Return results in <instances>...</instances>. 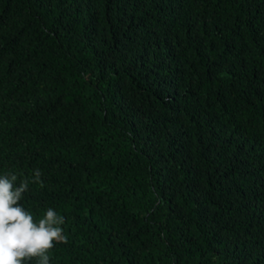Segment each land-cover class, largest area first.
<instances>
[{
	"label": "trees",
	"instance_id": "16d2710c",
	"mask_svg": "<svg viewBox=\"0 0 264 264\" xmlns=\"http://www.w3.org/2000/svg\"><path fill=\"white\" fill-rule=\"evenodd\" d=\"M11 175L50 264H264V0H0Z\"/></svg>",
	"mask_w": 264,
	"mask_h": 264
},
{
	"label": "clouds",
	"instance_id": "9594fccd",
	"mask_svg": "<svg viewBox=\"0 0 264 264\" xmlns=\"http://www.w3.org/2000/svg\"><path fill=\"white\" fill-rule=\"evenodd\" d=\"M41 171L34 170L33 181L40 183ZM15 175L0 177V264H22L26 257H41L39 264H50L47 251L53 241L67 243L64 218L49 208L38 224L20 205L28 180L15 185Z\"/></svg>",
	"mask_w": 264,
	"mask_h": 264
}]
</instances>
